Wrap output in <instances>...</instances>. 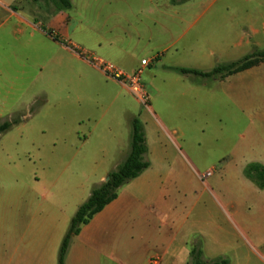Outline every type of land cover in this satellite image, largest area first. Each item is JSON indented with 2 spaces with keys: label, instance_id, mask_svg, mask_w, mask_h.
<instances>
[{
  "label": "crops",
  "instance_id": "obj_1",
  "mask_svg": "<svg viewBox=\"0 0 264 264\" xmlns=\"http://www.w3.org/2000/svg\"><path fill=\"white\" fill-rule=\"evenodd\" d=\"M70 1V8H60L44 0H0V123L17 121L0 134V264H60L61 246L76 211L130 151L137 116L131 114L129 128L115 113L106 119L115 102L89 96L82 103L80 98L83 66L126 87L84 53L133 72L140 63H128L134 57L125 44L128 31L115 28L108 36L81 13L72 15ZM236 1L181 4L164 27L153 17L145 39L157 42L164 33L170 42L151 50V57L158 56L156 65L178 72L181 67L210 71L264 51V0ZM115 15L127 21L124 11ZM173 47L175 57L182 53V64L167 63ZM184 77L175 78L173 90L179 96L191 92L194 100H187L188 105L204 108L217 100L222 123L246 124L226 171L237 167V157L240 169L251 162L264 165V60L214 77L215 87L183 83ZM39 100L43 103L33 113ZM98 111L100 118H94ZM86 120L93 124L88 133L82 131ZM48 122L58 123L59 133L46 134ZM171 149L174 156L155 148L152 157L149 145V167L72 236L63 264H148L153 255L161 257V264H188L197 242L204 259L211 261L227 258L223 253L229 249L240 251L235 237L241 231L248 232L253 243L263 244L262 217L247 220L236 211H222L218 218L206 213L191 218L185 212L194 203L192 184L183 174L189 166L177 142ZM84 153L89 157L85 164ZM238 181L259 190L248 179L238 176ZM259 192L264 195V188ZM254 257L249 250L245 260H228L264 264L260 245Z\"/></svg>",
  "mask_w": 264,
  "mask_h": 264
},
{
  "label": "rangeland",
  "instance_id": "obj_2",
  "mask_svg": "<svg viewBox=\"0 0 264 264\" xmlns=\"http://www.w3.org/2000/svg\"><path fill=\"white\" fill-rule=\"evenodd\" d=\"M72 1L74 3V8L71 10L72 15L81 13L83 19L86 17L91 20L97 25L99 31L108 33V36L109 31L115 28L123 27L128 31L129 38L125 44H128L134 52V57L128 63L130 66H134L141 63L143 57H151L153 54L151 50L155 45L166 46L170 43L168 35L164 33L161 40L157 42H148L145 39L147 26L152 24L153 17L160 19L164 27L170 23L171 15L180 9L181 4L200 5L211 0H187L182 3H173L172 0ZM235 2L237 1L216 0L217 4H233ZM241 2L246 3L245 0H241ZM44 3L46 5L59 4L58 0H44ZM40 5H43V2ZM122 11L127 15V21H123L115 15L116 12ZM161 48L159 51L162 50ZM174 55H177L175 47L170 49L167 63L182 64L180 59L182 53H179L178 57ZM183 63L188 64L184 61ZM82 71L81 102L89 101V96L103 102H115L106 119L111 118L112 114L115 113L117 121L124 124L127 122L129 128L131 127L130 116L135 114L142 123L148 151L150 145L152 157L155 148L166 149L169 153L172 151L171 155L174 156L171 143L177 142L179 144L180 153L189 166L183 172L184 178L192 184L191 197H193L194 203L185 210L186 213H190L191 218H196L199 214L205 213L218 218L221 217L222 211H236L247 220L254 217L264 218V195L259 192L261 188L245 175V168L250 163L245 164L240 169V161L237 157L233 162L237 167L229 172L225 169L226 164H228L226 162L233 159L235 146L242 143L240 134L244 133L246 124L243 122L239 124L222 123L217 114V100L204 108L201 104L194 102L192 103L196 106L188 105L186 101H193V94L190 92L188 96H179L173 90L175 78L184 76L177 70L165 69L161 65H156V62L148 66L143 72V83L149 95L147 105L142 104L127 87L121 86L117 82L106 81L99 74L88 72L84 66ZM213 78L196 75L189 78L184 77L182 82L191 85L207 83L210 87H215ZM178 100L182 102L180 106L175 103ZM42 103V100H39L33 106V113ZM92 116L100 118L101 112L98 111L96 115ZM92 125L86 120L82 131L88 133ZM258 129H260V125H258ZM59 130L60 125L56 122H48L44 129L46 134H57ZM91 141L93 142V140ZM149 155L148 153V158L151 156ZM87 156L85 153L82 155L83 164L88 162L89 157ZM119 160L118 158L117 161ZM238 176L248 179V183H251L253 187L257 186L259 190L255 192L253 188L240 183ZM232 204H234V209ZM238 234L235 237V246L238 247L239 245L240 251L227 250L223 253L226 255V259H232L234 262L241 259L245 260L250 250L252 260H256L254 255H257L258 245L264 250V236L263 244H261L259 242L253 243L248 232L241 231Z\"/></svg>",
  "mask_w": 264,
  "mask_h": 264
},
{
  "label": "trees",
  "instance_id": "obj_3",
  "mask_svg": "<svg viewBox=\"0 0 264 264\" xmlns=\"http://www.w3.org/2000/svg\"><path fill=\"white\" fill-rule=\"evenodd\" d=\"M187 0H172L173 3H182ZM60 8H70V0H58ZM264 60V51H255L244 58L228 64H221L210 71H201L193 68L181 67L182 73H192L203 77H226L228 75L243 71L255 66ZM34 107L32 108V111ZM16 120H7L0 123V134L8 131ZM148 145L141 121L134 118L132 123V134L130 141V151L125 160L108 174V179L101 185L96 186L91 191L88 199L80 205L72 218L70 228L61 246L59 263L63 264L65 254L73 235L77 234L81 226L88 223L107 204L117 198L119 189L130 180L139 176L150 165L147 157ZM245 175L253 181L259 188H264V165L252 162L245 168ZM188 264H229L226 258L206 261L200 243L194 244Z\"/></svg>",
  "mask_w": 264,
  "mask_h": 264
},
{
  "label": "built area",
  "instance_id": "obj_4",
  "mask_svg": "<svg viewBox=\"0 0 264 264\" xmlns=\"http://www.w3.org/2000/svg\"><path fill=\"white\" fill-rule=\"evenodd\" d=\"M84 55L101 71H103L108 77L121 81L128 90L136 96V98L144 105L149 102V95L145 89L143 83V72L145 68L156 62L158 56H152L149 58H143L140 65L133 72H126L116 64L107 61L105 59L90 57L88 54ZM162 260L159 255H153L148 264H161Z\"/></svg>",
  "mask_w": 264,
  "mask_h": 264
},
{
  "label": "water",
  "instance_id": "obj_5",
  "mask_svg": "<svg viewBox=\"0 0 264 264\" xmlns=\"http://www.w3.org/2000/svg\"><path fill=\"white\" fill-rule=\"evenodd\" d=\"M107 179H108V177H107Z\"/></svg>",
  "mask_w": 264,
  "mask_h": 264
}]
</instances>
